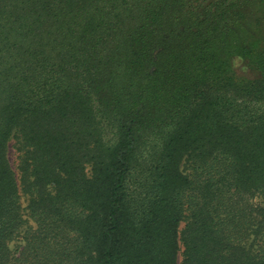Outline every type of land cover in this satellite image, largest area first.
I'll use <instances>...</instances> for the list:
<instances>
[{
	"label": "trees",
	"instance_id": "16d2710c",
	"mask_svg": "<svg viewBox=\"0 0 264 264\" xmlns=\"http://www.w3.org/2000/svg\"><path fill=\"white\" fill-rule=\"evenodd\" d=\"M196 1L0 0V264H264V0Z\"/></svg>",
	"mask_w": 264,
	"mask_h": 264
},
{
	"label": "rangeland",
	"instance_id": "374dc122",
	"mask_svg": "<svg viewBox=\"0 0 264 264\" xmlns=\"http://www.w3.org/2000/svg\"><path fill=\"white\" fill-rule=\"evenodd\" d=\"M212 0H197L195 3L198 4L199 6H205L208 2H210ZM194 3V4H195ZM253 18V16L250 14V18L248 20H246L241 28L239 30H241L245 35H246V31L249 32H253V27L249 25V22L251 21V19ZM232 65L235 69V71L237 72L238 75L240 76H244L247 78H255L257 76H259V73L257 71H254L253 69H251L249 67V65L247 64V60L243 59H239L237 58V56L232 57ZM18 151L16 150V143L14 140H11L9 143V147H8V158H9V162L12 166V168L14 169L17 177H19L20 172L18 170ZM90 165H86V172L88 175H90ZM21 197H20V201L23 207V215H24V221L26 223H30L31 220L27 214V209L25 208L27 202H28V198H27V194L23 193L22 191H20ZM24 228V227H23ZM18 242H21V237H16L14 239V243L17 244ZM11 246V244H10ZM15 247V245H14ZM180 261V256L178 257V264Z\"/></svg>",
	"mask_w": 264,
	"mask_h": 264
}]
</instances>
